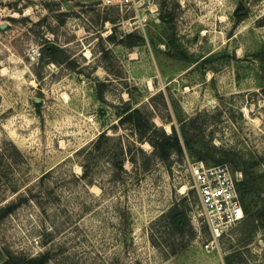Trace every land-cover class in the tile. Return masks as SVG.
Segmentation results:
<instances>
[{
    "label": "rangeland",
    "instance_id": "obj_1",
    "mask_svg": "<svg viewBox=\"0 0 264 264\" xmlns=\"http://www.w3.org/2000/svg\"><path fill=\"white\" fill-rule=\"evenodd\" d=\"M46 46L63 51L60 63L43 59ZM263 89L264 0H0V210L13 206L0 211V264L8 252L55 264H264ZM135 109L222 152L206 165L224 153L239 182L256 177L217 250H205L190 171L202 161H163L120 122ZM175 204L189 216L184 235L163 219Z\"/></svg>",
    "mask_w": 264,
    "mask_h": 264
},
{
    "label": "trees",
    "instance_id": "obj_2",
    "mask_svg": "<svg viewBox=\"0 0 264 264\" xmlns=\"http://www.w3.org/2000/svg\"><path fill=\"white\" fill-rule=\"evenodd\" d=\"M248 14L249 11L246 5L243 2L240 3L234 12L236 22L239 23L244 21L246 18H248ZM133 37V35L129 36L130 39H132ZM51 47L52 46H46L44 48L43 59H48L47 63H60L59 60L63 51L58 48L52 49ZM120 122L135 124V129L138 132L139 141L143 142L144 139L148 137L147 139L149 140V143L152 145V147L155 149V151L163 161H168L173 153H177L179 155L188 153L192 157H195L198 161H204V163H207L208 155L214 157L217 153H222L216 148L208 149L207 146H201L198 150V148H196L192 144L193 141L189 139L188 132L183 126L180 134L177 132L175 126L172 127V133L167 134L163 129H159L149 121L143 120L142 113L139 109L125 112ZM104 137L105 136H102L99 141ZM106 139L110 140L111 138L108 137ZM100 143L101 142H96V145H99ZM222 155V158L214 159L215 165H221V163L228 161L227 154L223 153ZM119 167H123L122 163L119 164ZM256 185V177L251 176V174H249L248 172H244L243 180L238 183L240 198L243 199L245 196L250 195L252 192H254ZM11 211H13V206H8L2 209L1 212H3L4 214H8ZM163 219H166L169 226L181 235H184L186 231H191L192 229L187 210L185 208H182L181 204H175L166 214H164ZM262 219L264 221V216ZM183 247H185V245L182 246V248ZM177 251L174 250L173 253H176ZM7 255V261L5 262V264H55L50 261L48 255L46 254L36 258H17L9 252Z\"/></svg>",
    "mask_w": 264,
    "mask_h": 264
},
{
    "label": "built area",
    "instance_id": "obj_3",
    "mask_svg": "<svg viewBox=\"0 0 264 264\" xmlns=\"http://www.w3.org/2000/svg\"><path fill=\"white\" fill-rule=\"evenodd\" d=\"M132 3L133 0H119L121 7ZM106 4L113 5L114 0H106ZM41 57L40 48L32 47L29 52L31 62H39ZM89 121L93 122L94 118L91 117ZM190 171L210 230V240L205 244V250L212 252L244 219L238 191L239 180L228 164L208 166L204 162H196L190 165Z\"/></svg>",
    "mask_w": 264,
    "mask_h": 264
},
{
    "label": "crops",
    "instance_id": "obj_4",
    "mask_svg": "<svg viewBox=\"0 0 264 264\" xmlns=\"http://www.w3.org/2000/svg\"><path fill=\"white\" fill-rule=\"evenodd\" d=\"M192 252H185V258H188V259H196L197 258V256L196 255H194V258H193V256H192Z\"/></svg>",
    "mask_w": 264,
    "mask_h": 264
},
{
    "label": "water",
    "instance_id": "obj_5",
    "mask_svg": "<svg viewBox=\"0 0 264 264\" xmlns=\"http://www.w3.org/2000/svg\"><path fill=\"white\" fill-rule=\"evenodd\" d=\"M52 49H54V47H51Z\"/></svg>",
    "mask_w": 264,
    "mask_h": 264
}]
</instances>
